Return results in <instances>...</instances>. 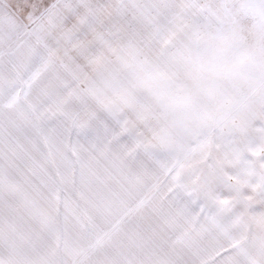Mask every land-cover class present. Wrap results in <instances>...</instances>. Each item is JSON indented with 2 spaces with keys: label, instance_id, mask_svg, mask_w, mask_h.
Instances as JSON below:
<instances>
[{
  "label": "snow or ice",
  "instance_id": "6c2138e0",
  "mask_svg": "<svg viewBox=\"0 0 264 264\" xmlns=\"http://www.w3.org/2000/svg\"><path fill=\"white\" fill-rule=\"evenodd\" d=\"M0 264H264V0H0Z\"/></svg>",
  "mask_w": 264,
  "mask_h": 264
},
{
  "label": "rangeland",
  "instance_id": "374dc122",
  "mask_svg": "<svg viewBox=\"0 0 264 264\" xmlns=\"http://www.w3.org/2000/svg\"><path fill=\"white\" fill-rule=\"evenodd\" d=\"M50 2H52V0H50Z\"/></svg>",
  "mask_w": 264,
  "mask_h": 264
}]
</instances>
